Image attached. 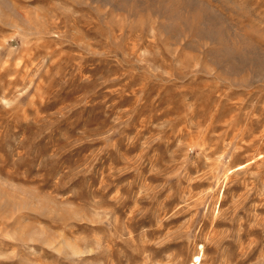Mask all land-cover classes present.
Wrapping results in <instances>:
<instances>
[{
  "label": "rangeland",
  "instance_id": "1",
  "mask_svg": "<svg viewBox=\"0 0 264 264\" xmlns=\"http://www.w3.org/2000/svg\"><path fill=\"white\" fill-rule=\"evenodd\" d=\"M0 264H264V0H0Z\"/></svg>",
  "mask_w": 264,
  "mask_h": 264
}]
</instances>
